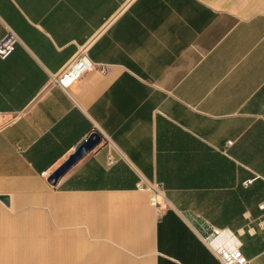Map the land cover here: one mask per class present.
Wrapping results in <instances>:
<instances>
[{
  "label": "crops",
  "instance_id": "1",
  "mask_svg": "<svg viewBox=\"0 0 264 264\" xmlns=\"http://www.w3.org/2000/svg\"><path fill=\"white\" fill-rule=\"evenodd\" d=\"M8 32L0 264H221L204 224L264 264V0H0Z\"/></svg>",
  "mask_w": 264,
  "mask_h": 264
},
{
  "label": "built area",
  "instance_id": "2",
  "mask_svg": "<svg viewBox=\"0 0 264 264\" xmlns=\"http://www.w3.org/2000/svg\"><path fill=\"white\" fill-rule=\"evenodd\" d=\"M17 38L12 32L6 33L0 39V58L6 59L12 53ZM94 63L87 56L85 49L78 51L77 55L69 62L67 67L52 77V83L67 90L82 78L84 73L90 71ZM231 141L227 142L230 145ZM44 174V173H43ZM153 196L150 204L160 210L162 204L157 200L161 196L159 185H151ZM157 187V188H156ZM202 238L209 245L221 264H248L249 261L241 250V241L238 236L229 229L220 228L210 224H204Z\"/></svg>",
  "mask_w": 264,
  "mask_h": 264
},
{
  "label": "water",
  "instance_id": "3",
  "mask_svg": "<svg viewBox=\"0 0 264 264\" xmlns=\"http://www.w3.org/2000/svg\"><path fill=\"white\" fill-rule=\"evenodd\" d=\"M101 141V135L97 131L91 132L82 142H80L75 150L70 153L67 158L54 169L47 177V182L55 185L58 179L68 171L75 163H77L86 153L92 150ZM7 200L6 197H0Z\"/></svg>",
  "mask_w": 264,
  "mask_h": 264
}]
</instances>
